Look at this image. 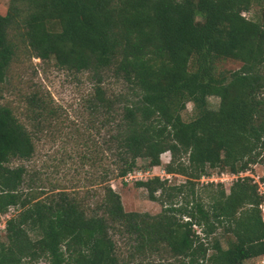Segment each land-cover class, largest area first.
I'll list each match as a JSON object with an SVG mask.
<instances>
[{
  "label": "trees",
  "instance_id": "trees-1",
  "mask_svg": "<svg viewBox=\"0 0 264 264\" xmlns=\"http://www.w3.org/2000/svg\"><path fill=\"white\" fill-rule=\"evenodd\" d=\"M252 8L253 0H9L0 14V86L21 46L86 74L85 110L111 157L99 158L102 201L87 214L71 192L47 188L24 165L56 110L27 98L29 130L0 103V222L15 210L4 222L0 264H243L264 255L263 197L240 176L264 168V9L249 19L243 13ZM218 60L240 64L227 82L214 77ZM110 79L120 91L109 90ZM190 103L195 115L184 121ZM166 152L163 171L184 180L137 181L160 212H126L110 181L125 179L138 160L159 167ZM214 169L237 176L228 190L201 182ZM218 231L232 237L225 250L212 244Z\"/></svg>",
  "mask_w": 264,
  "mask_h": 264
},
{
  "label": "rangeland",
  "instance_id": "rangeland-1",
  "mask_svg": "<svg viewBox=\"0 0 264 264\" xmlns=\"http://www.w3.org/2000/svg\"><path fill=\"white\" fill-rule=\"evenodd\" d=\"M9 0H0V14L7 11ZM264 9V0H253V8L243 15L249 19L260 15ZM199 21V19H197ZM195 58L191 59L189 70L196 68ZM240 64L230 60H218L215 63L214 77L229 80V72L237 70ZM86 74H72L66 70L57 68L53 61L42 62L31 57L28 49L21 46L14 57L8 72L5 83L0 86V103L9 106L19 122L29 130L32 129L33 121L30 119L31 110L27 108L26 99L37 95L46 100L56 110L52 115L43 119L40 124V131L36 135V153L32 160L24 165L35 172L41 178L47 188L66 190L71 192L81 206L91 214L102 201L103 189L96 181L101 172L99 158L104 162L109 161L110 153L104 150V132L98 130L96 124L91 126L90 116L85 110L84 101L91 92V85ZM109 90L120 91L121 84L113 79L108 81ZM52 100V101H51ZM52 102V103H51ZM218 99L208 98L209 108L217 109ZM192 104H187L186 110L182 113L184 121L194 117ZM79 125V131L74 126ZM86 154V155H85ZM107 158V159H105ZM159 167L146 168L145 161L138 160L137 169L131 173L135 175L132 179H113L111 187L117 192L126 212H139L155 215L160 212V206L147 198L143 188H138L135 183L139 180L149 179L158 176L162 179H170L172 183H180L184 180L180 176L167 175L163 169L170 160V154L164 153L160 157ZM94 161V162H93ZM14 162L13 165H17ZM109 169L114 167L109 165ZM148 173V175H146ZM211 176L204 177L201 182L221 183L226 190L229 189L234 179L227 172H219L217 169L210 171ZM264 175V168L257 164L251 167L250 171L243 176H248L257 184L260 191V178ZM141 178V179H140ZM92 182V183H91ZM260 194V193H259ZM15 214L14 209L1 218L0 239H4V222ZM212 244H217L221 249L230 246V235L218 231L212 238ZM119 240V247L127 250L124 240ZM124 253V252H123ZM34 264H48L41 260ZM243 264H264V255L245 261Z\"/></svg>",
  "mask_w": 264,
  "mask_h": 264
},
{
  "label": "built area",
  "instance_id": "built-area-1",
  "mask_svg": "<svg viewBox=\"0 0 264 264\" xmlns=\"http://www.w3.org/2000/svg\"><path fill=\"white\" fill-rule=\"evenodd\" d=\"M146 175H148V173ZM240 176L242 177L243 175L241 174ZM133 177H136V176L129 174L125 180L132 179ZM236 178H237V176L232 175V179H236ZM202 179L204 180V178H202ZM210 182H212V181H210ZM259 193H260V196L263 197V201L259 205V209H260L261 215H262V217L264 219V182H261V181H260V191H259Z\"/></svg>",
  "mask_w": 264,
  "mask_h": 264
}]
</instances>
